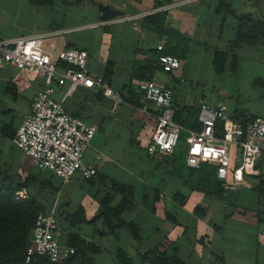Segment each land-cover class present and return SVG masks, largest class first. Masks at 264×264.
I'll return each instance as SVG.
<instances>
[{
	"label": "crops",
	"instance_id": "crops-1",
	"mask_svg": "<svg viewBox=\"0 0 264 264\" xmlns=\"http://www.w3.org/2000/svg\"><path fill=\"white\" fill-rule=\"evenodd\" d=\"M25 2L37 16L49 12L47 23L36 20L33 28L11 29L12 24L3 18L6 0H0V38L60 31L46 38L45 49L53 55L64 47L86 49L90 70L104 76L114 89H136L138 82L148 79L171 88L181 134L186 137L200 128L195 111L185 107L197 98L223 103L233 116L264 119V41H243L235 47L236 70L231 68V59L222 74L213 65L217 51L233 48L241 16L264 20V0H173L168 4L166 0H23V6ZM169 4L175 5L149 18L154 13H148ZM102 7L119 16H142L110 22L114 18L102 19ZM160 45L163 52L180 58L179 69L165 72L158 66ZM204 64L206 73H201ZM15 78H19L16 67L0 69V171L23 186L17 193L19 199H34L41 211L56 212L61 247H72V237L93 244L98 250L88 254L95 264H123L120 250L132 264H144L141 255L150 249L174 256L182 264H264V198L260 193L264 158L258 159L256 174L244 173L241 181L230 177L224 182L225 198L209 196L184 179L186 148L183 156H176L179 146L171 155L146 152L158 107L150 104L143 111L131 101L115 105L81 86L64 98L67 87H63L54 98L63 101L68 113L98 127L85 152V163H95L101 177L88 180L78 172L64 181L38 168L12 142L35 94L45 86L44 79H37L22 81L18 88ZM237 149L229 146L230 170L241 162ZM113 183L129 188L132 197L116 192ZM124 199L130 206L116 212ZM79 214L82 220L75 222ZM119 221L134 223L138 238L125 226H113Z\"/></svg>",
	"mask_w": 264,
	"mask_h": 264
},
{
	"label": "built area",
	"instance_id": "built-area-1",
	"mask_svg": "<svg viewBox=\"0 0 264 264\" xmlns=\"http://www.w3.org/2000/svg\"><path fill=\"white\" fill-rule=\"evenodd\" d=\"M175 4L158 7L148 14L167 10ZM140 16H118L110 22H126ZM60 33L50 31L0 38V69L14 66L19 70V78L14 79L18 88H22V81H45L44 88L32 100L30 112L16 129L13 144L30 157L38 168L50 170L64 181H69L78 172L85 179L97 180L98 168L95 163H85V152L98 127L68 113L63 101L53 96L58 89L67 87L66 98L81 86L111 99L115 105L132 99L139 103L143 111H148L150 104L158 107L156 128L146 152L149 155H171L178 146L182 131L181 124L175 120L174 91L154 80L138 82L135 91L114 89L104 76L90 70L86 49L64 47L56 55L45 49L46 38ZM162 49L161 45L158 46V50ZM158 63L165 72L181 66L179 57L167 53L159 54ZM188 106L199 109L198 120L201 123V129L191 132L186 139L185 160L189 167L199 168L207 160L217 166V176L224 182L230 177L233 181H241L244 173H257V161L264 158V119L261 116H248L244 124L230 114L223 103L214 105L204 98H197L190 101ZM231 145L241 150V162L233 170L229 169ZM58 230L54 210L40 211L36 215L31 243L25 254L27 263L36 256L61 262L75 253L73 247L59 245Z\"/></svg>",
	"mask_w": 264,
	"mask_h": 264
},
{
	"label": "trees",
	"instance_id": "trees-1",
	"mask_svg": "<svg viewBox=\"0 0 264 264\" xmlns=\"http://www.w3.org/2000/svg\"><path fill=\"white\" fill-rule=\"evenodd\" d=\"M33 1L37 2L40 0ZM44 1L49 2L51 0ZM166 1L168 2L165 4L173 2V0ZM102 11L104 13L102 19L108 17L116 18L119 16V13L112 11L109 12L108 8L106 7H102ZM159 15H161L160 12H155L154 14L150 15L149 18L155 19ZM243 41H264V20L255 19L250 15H243L239 18L236 37L234 41L231 42V46L233 48H230L227 51H217L215 53L213 65L215 71L218 74H222L225 71L230 59L231 68L233 70L237 69L239 59L234 56L233 51L235 50V47H237ZM161 53L166 52L162 51L159 54ZM157 64L159 67H161L158 63V57ZM124 90L135 91V88H128ZM130 101L139 104L137 101L132 99H130ZM185 107L187 110L195 111L194 119H196L197 123L200 125V128L197 130L199 131L201 129V123L198 120L199 109L196 107H190L188 104ZM234 117L244 122V124H246L248 121V116L242 117L234 115ZM175 120L179 122L177 118V112L175 115ZM181 137L182 134L180 136V140ZM186 139L185 143L187 151ZM186 166L191 171V173L187 178L184 179L190 187L209 196H218L221 198L226 197L227 188L224 184V181L218 178L217 166L215 164L204 160L199 168H192L187 164ZM100 179L101 177L98 175V180L100 181ZM112 186L116 192L123 194L125 197H132L133 193L129 188L116 183H113ZM22 187L23 186L19 183L16 184L10 176L3 175L0 171V264H95L88 253H94L98 249L93 244L81 241L80 239H75V237H72L71 239L72 247L75 249V253L63 261L52 262L45 256H36L29 263L26 262V249L31 243L36 215L41 211V207L34 199L21 200L17 197V193L22 189ZM260 193L264 198V184L260 188ZM129 206L130 201L124 199L122 204L115 210L116 212L121 213ZM74 220H76L75 222L82 220L81 214L76 216ZM113 226H125L129 228L134 237L138 238V232L134 223H124L119 221ZM118 257L123 264H132V259L123 250L119 251ZM141 258L144 264H182L176 257H169L159 249H150L143 253Z\"/></svg>",
	"mask_w": 264,
	"mask_h": 264
},
{
	"label": "rangeland",
	"instance_id": "rangeland-1",
	"mask_svg": "<svg viewBox=\"0 0 264 264\" xmlns=\"http://www.w3.org/2000/svg\"><path fill=\"white\" fill-rule=\"evenodd\" d=\"M22 1L23 0H6L7 3L6 5L8 7H7V11L3 13L4 15L3 18L4 20H6V22L12 24L10 27L11 29L26 28V27L33 28L34 23H38L36 20H39L42 23L41 25L47 23L48 19L51 17V14L49 12L42 11V15L37 16L35 11H33V8H31L30 5L27 4L26 2L24 3L23 6ZM206 64L202 65L203 67L201 68V73L203 72L206 73V66H207ZM207 73L210 74L209 71H207ZM242 99L245 103V98L243 96ZM185 139H186V135L182 134L179 143V148L176 152V156H183V154L185 153V148H186ZM237 148L240 154L241 150L239 147ZM178 163L180 166L181 161H179ZM190 173L191 171L188 168H185V173H183L184 178H187Z\"/></svg>",
	"mask_w": 264,
	"mask_h": 264
}]
</instances>
